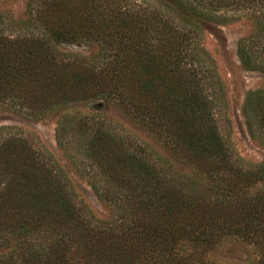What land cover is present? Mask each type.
<instances>
[{
  "label": "trees",
  "instance_id": "16d2710c",
  "mask_svg": "<svg viewBox=\"0 0 264 264\" xmlns=\"http://www.w3.org/2000/svg\"><path fill=\"white\" fill-rule=\"evenodd\" d=\"M242 19L238 61L264 73V0H29L23 19L0 12V115L55 117L57 146L109 211L96 217L48 151L2 126L0 264H229L217 254L229 239L264 264V163H239L221 133L224 87L202 43L208 26ZM86 44L97 52L60 49ZM243 115L263 142L264 88Z\"/></svg>",
  "mask_w": 264,
  "mask_h": 264
},
{
  "label": "rangeland",
  "instance_id": "374dc122",
  "mask_svg": "<svg viewBox=\"0 0 264 264\" xmlns=\"http://www.w3.org/2000/svg\"><path fill=\"white\" fill-rule=\"evenodd\" d=\"M29 0H0V12H11L16 19H23ZM250 24L246 20L229 21L227 23L212 24L205 28L202 37L203 48L214 60L215 67L223 83L226 109L219 114V128L228 141L234 158L245 167L264 163V141L251 138L248 134L243 107L249 92L264 88V73L245 70L236 55L237 41L247 35ZM62 51L91 56L97 52L94 44L63 46ZM111 113V112H110ZM116 120L121 121L116 114L111 113ZM125 123V122H124ZM141 140L155 147L143 133L134 130L125 123ZM8 126L21 130L34 146L48 151L67 176L71 179L78 198L82 200L92 213L100 219H108L109 211L93 193L84 178L78 177L72 165L59 149L55 139L56 118L47 117L41 120H31L13 114L0 115V127ZM156 149H158L156 147ZM226 252L229 259H220L229 264H251L254 256L245 244L226 240L218 248L217 254ZM219 261V256L216 257Z\"/></svg>",
  "mask_w": 264,
  "mask_h": 264
}]
</instances>
